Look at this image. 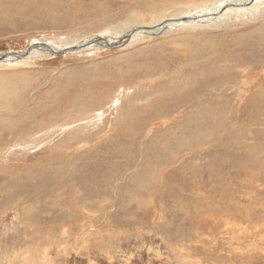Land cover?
<instances>
[{
  "label": "rangeland",
  "instance_id": "1",
  "mask_svg": "<svg viewBox=\"0 0 264 264\" xmlns=\"http://www.w3.org/2000/svg\"><path fill=\"white\" fill-rule=\"evenodd\" d=\"M223 1L0 0V54ZM100 46L0 66V264H264V0Z\"/></svg>",
  "mask_w": 264,
  "mask_h": 264
},
{
  "label": "bare ground",
  "instance_id": "2",
  "mask_svg": "<svg viewBox=\"0 0 264 264\" xmlns=\"http://www.w3.org/2000/svg\"><path fill=\"white\" fill-rule=\"evenodd\" d=\"M250 0H226V1H223V2H221L220 4H218L217 6H215V7H213V8H211V9H208V10H204V11H201V12H199V13H197V14H195V15H190V16H188V17H196L195 19H196V21H194V22H191V23H183V24H168V25H166L165 27H163V28H160V29H156L155 31H144V30H139L138 32H136V33H134V35L130 38V39H132L134 36H155V35H158V34H161L162 32L164 33L166 30H173V29H176V28H178V27H180V26H183V25H187V24H189V25H191V24H206V23H208V22H212V21H214L215 19H217V20H219V19H221V17L222 16H224L225 14H227V12H232V11H247V10H249L250 9V7L252 6V4L255 2V0H254V2L252 3V4H250L248 7H244V8H241V7H238V6H242V5H246L247 4V2H249ZM228 7L227 8V10L226 11H223V12H221L222 11V9L224 8V7ZM231 6V7H230ZM13 7V6H12ZM14 11V10H13ZM15 13V12H14ZM239 14V13H238ZM228 15H229V13H228ZM237 15V14H236ZM186 17V16H185ZM174 19V18H173ZM176 19H180V18H176ZM169 20H171V19H169ZM167 21V20H166ZM165 22V21H164ZM164 22H162V23H160V24H158V25H156L155 27H159V26H161ZM203 22H205V23H203ZM143 28V27H142ZM130 31L128 32V33H126L125 35H126V37H129V35H130ZM124 35V36H125ZM124 36H122V37H124ZM121 37V38H122ZM102 38H105L106 40H107V42L109 43V44H114V43H116L120 38H118V40L117 41H115V42H110V41H112L111 39H107V37H102ZM88 41H90V40H87V41H85L83 44H85L86 42H88ZM129 41V40H128ZM83 44H81V45H83ZM103 46H104V44L103 43H101ZM49 45V44H48ZM50 46V45H49ZM76 46V45H75ZM78 46H80V45H78ZM51 47V46H50ZM99 47V46H98ZM52 49H53V47H51ZM94 49V48H97V47H89V48H85V49H83L82 51H88V49ZM55 50V49H54ZM36 51H38L40 54H45V55H49L48 53H46V52H44L43 50H41V52H40V49H37V50H33L30 54H29V56L26 58V59H29L30 57H32L34 54L33 53H35ZM56 51V50H55ZM58 51H60V50H58ZM79 52H81V51H79ZM23 53V52H22ZM50 56V55H49ZM25 59V60H26ZM19 61H24V60H19ZM16 62H18V61H16ZM210 73V72H209ZM237 74V73H236ZM235 74V75H236ZM238 74H239V72H238ZM167 75V74H166ZM237 76V75H236ZM216 77V76H215ZM168 79V78H167ZM221 79V78H220ZM223 79V78H222ZM172 80V79H171ZM217 80V79H216ZM220 82H221V80H219ZM207 82V81H206ZM209 82V81H208ZM211 82H213V81H211ZM155 83V82H154ZM209 85H211V84H213V83H208ZM222 84V83H221ZM224 84V83H223ZM207 85V84H206ZM214 85V84H213ZM216 85V84H215ZM218 85V84H217ZM157 87V86H156ZM208 87V86H207ZM211 88V86L209 87V90H211L210 89ZM212 89H214V88H212ZM155 90V89H154ZM156 93V92H155ZM188 100V99H187ZM215 100V99H214ZM225 100H228V99H225ZM183 102H184V100H182ZM186 101V100H185ZM183 102H181L180 100H177L176 102H174V103H172L171 101H169V102H167V104L169 105V106H167L166 108L167 109H169V110H171V108H178L181 104H183ZM188 102V101H187ZM166 103V102H165ZM186 103V102H185ZM245 103V102H244ZM162 105H164V104H161V106ZM183 105H185V104H183ZM201 105V104H200ZM225 105V104H224ZM228 105V104H227ZM157 106V105H156ZM210 106V105H209ZM215 106H216V104H215ZM219 106H221V104H219ZM223 106V105H222ZM201 107V106H200ZM229 107V106H228ZM228 107H225V108H228ZM160 108V107H159ZM163 108H164V106H163ZM205 108V107H204ZM212 108V107H211ZM224 108V107H223ZM222 108V109H223ZM166 109V110H167ZM221 109V108H220ZM219 109V110H220ZM160 110V109H159ZM166 110H164V111H166ZM211 110V109H210ZM224 110V109H223ZM232 110V109H231ZM167 112H169V111H167ZM226 112V111H225ZM214 113H215V111H214ZM218 113H220V112H218ZM218 113L216 114V115H218ZM221 114V113H220ZM232 114V113H231ZM196 116H198V114H196V115H193V116H191L190 118H188L187 120H192L193 118H196ZM213 116V115H212ZM215 116V115H214ZM219 116V115H218ZM224 116H226V115H224ZM228 116V115H227ZM216 117V116H215ZM223 117V116H222ZM161 118V117H160ZM159 118V119H160ZM219 118V117H218ZM224 118V117H223ZM223 118H220V119H223ZM207 119H208V117H207ZM205 120V121H208V120ZM234 119H236V118H234ZM186 120V121H187ZM211 120V119H210ZM215 120H218L217 118L215 119ZM225 120V119H224ZM223 120V121H224ZM227 120V119H226ZM237 120V119H236ZM186 121H184V122H182V123H184V124H186ZM145 122V121H144ZM214 122V121H213ZM219 122V121H218ZM209 123V122H208ZM222 123V122H221ZM239 123V122H238ZM207 124V123H206ZM216 124V123H215ZM223 124H225L226 125V121L223 123ZM230 124H231V122H230ZM147 125V124H146ZM208 125V124H207ZM217 125V124H216ZM216 125H214V126H216ZM143 126V125H142ZM218 126V125H217ZM231 126H232V124H231ZM234 126V125H233ZM222 127V126H221ZM225 127H227V125L225 126ZM19 128V127H18ZM185 128V127H184ZM228 128V127H227ZM3 129H5V128H3ZM188 129V128H187ZM190 129V128H189ZM226 129V128H225ZM225 129H223V130H225ZM209 130V129H208ZM210 130H211V128H210ZM218 130V129H217ZM222 129H221V131H223ZM23 131V130H22ZM212 131H213V129H212ZM225 131H227V130H225ZM231 131V130H230ZM237 131V130H236ZM244 131V130H243ZM206 133H208V132H206ZM205 133V134H206ZM213 133H216V132H213ZM213 133H211V135L213 134ZM221 133V132H220ZM225 132H222V134L221 135H223ZM230 134H235V132L233 131V133H231V132H229ZM24 134V133H23ZM164 134V133H163ZM208 134H210V133H208ZM218 134H219V132H218ZM237 135H238V133H236ZM26 135V134H25ZM221 135H220V137H221ZM227 135V134H226ZM229 135V134H228ZM240 135H242V131H241V134ZM217 136V135H216ZM239 136V135H238ZM219 137V136H218ZM226 137V136H225ZM165 138V137H164ZM182 138V137H181ZM217 138V137H216ZM215 138V140L217 141V139ZM230 138V137H229ZM239 138V137H238ZM241 138H243V137H241ZM226 139H228L227 137H226ZM234 139V138H233ZM23 140V139H22ZM230 140H231V138H230ZM236 140V139H235ZM219 141H220V138H219ZM232 141V140H231ZM234 141V140H233ZM240 141V140H239ZM218 142V141H217ZM236 142V141H235ZM242 142V141H241ZM240 142V143H241ZM210 144V143H209ZM208 144V145H209ZM211 144H213V143H211ZM223 144V143H222ZM228 144V143H227ZM230 144V143H229ZM234 144V143H233ZM232 144V145H233ZM237 144V143H236ZM235 144V145H236ZM239 144V143H238ZM242 144H245V143H242ZM160 145V144H159ZM207 145V144H206ZM216 145V144H215ZM213 146V145H212ZM217 146H219V145H217ZM216 146V147H217ZM221 146V145H220ZM224 146H225V144H224ZM241 146V145H240ZM245 146V145H244ZM211 147V146H210ZM215 147V148H216ZM223 147V146H222ZM230 147V146H229ZM233 147H235L234 145H233ZM238 147H239V145H238ZM247 147V146H246ZM251 146H249V148H250ZM179 148V147H178ZM218 148V147H217ZM225 148V147H224ZM226 148H228V147H226ZM240 148V147H239ZM243 148V147H242ZM248 148V149H249ZM123 149V148H122ZM232 149V148H231ZM234 149V148H233ZM254 149V148H253ZM2 150L3 149H1L0 148V153H2ZM162 150H163V148H162ZM252 150V149H251ZM245 151H247V150H245ZM167 152V151H166ZM137 158V157H136ZM19 168V167H18ZM17 169V168H16ZM21 170V169H20ZM21 172V171H20ZM21 173H23V172H21ZM29 174V173H28ZM31 174H36V173H31ZM17 175V174H16ZM26 175V173H24V174H19V176H18V178L17 179H15V178H12V179H10L9 181H8V183L7 184H0V190H1V188H3L4 186H7L8 184H10L12 181H19V182H21L20 181V179L22 178V177H24ZM41 175V174H40ZM27 179V178H26ZM18 184H20V183H18ZM16 185H17V183H16ZM33 185V184H32ZM36 185V184H35ZM34 186V185H33ZM10 186H8V188H9ZM17 187V186H16ZM12 188V187H11ZM14 188V187H13ZM5 190V189H4ZM18 195V194H17ZM17 197V196H16ZM15 197V198H16ZM21 197V196H20ZM18 199V198H17ZM17 199H15V200H17ZM20 199V198H19ZM15 202V201H14Z\"/></svg>",
  "mask_w": 264,
  "mask_h": 264
},
{
  "label": "water",
  "instance_id": "3",
  "mask_svg": "<svg viewBox=\"0 0 264 264\" xmlns=\"http://www.w3.org/2000/svg\"><path fill=\"white\" fill-rule=\"evenodd\" d=\"M253 2H254V0H250L249 2H247L246 5H242V6H238V7H241V8L248 7ZM227 8L228 7L225 6L222 9L221 12L226 11ZM195 18L196 17H188V16H186V17H183V18H180V19L167 20L159 27H155V26L151 27V28H147V27H143L142 28V27H140V28H137L135 30L130 31L131 33H130L129 37H126V35H125L124 37L120 38L114 44H109L105 38L95 37V38L90 39V41L86 42L83 45L71 46V47L62 49L60 51H55L48 44L41 43V42L39 43L38 42V43H34V44L30 45V47H28L25 51H23V53L22 52H11L10 51V52H6V53L0 54V66H2L4 64H11V62L14 63V62L19 61V60H25L33 50H37V49L43 50L44 52L48 53L52 57H63L65 55L69 54V53H76V52L82 51L85 48L98 47L99 45H101V43L104 44L103 47L100 46L101 48L115 50V49L121 48L124 44H126L128 42V40H130V38L134 35V33L138 32L139 30L151 31L152 32V31H155L156 29L163 28V27H165L168 24L191 23V22L196 21ZM203 23H205V22H203Z\"/></svg>",
  "mask_w": 264,
  "mask_h": 264
}]
</instances>
